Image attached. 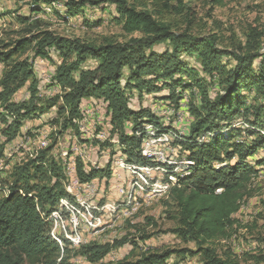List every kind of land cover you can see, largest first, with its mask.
<instances>
[{"label": "trees", "instance_id": "1", "mask_svg": "<svg viewBox=\"0 0 264 264\" xmlns=\"http://www.w3.org/2000/svg\"><path fill=\"white\" fill-rule=\"evenodd\" d=\"M14 1H30V8L28 14L16 16L25 35L3 45L4 51L0 49V135L6 137V142L13 141L27 120L56 108L50 126L58 125L54 127L61 136L74 131L78 142L91 146V140L80 136L82 126L78 130V122L84 118L82 102L90 100L95 102L94 107L104 110L112 127L111 140L118 142L114 144L116 150L112 146V152L109 151L110 156H124L128 163L145 167L155 165L142 155L139 137H144L145 128L154 125L159 132L174 131L179 138L173 139L171 145L180 148L192 165L170 191L179 209L175 219L178 227L172 233L185 242L197 243L200 251L159 252L151 248L143 251L136 262H128L124 256L116 264H167L174 257L195 256L202 251L204 264H232L231 260L216 256L213 250L204 249V245L229 237L244 191L264 170V158L256 159L255 164L250 162L264 151V33L252 30L244 47H220L217 36L191 32L192 10L182 0L150 1L151 8L142 0ZM213 1L220 5L224 0ZM43 7L51 8L56 17L66 20L81 17L86 10L103 14L113 9V18L123 31L129 35L141 33V37L95 45L48 30L32 35L41 19L34 17L44 14ZM171 15L182 17L185 30H176L180 21H175V28L174 22L169 21ZM103 24L102 17L87 22L89 27ZM54 57L59 63L52 73L51 85L59 90V97L42 99L32 61L45 59L52 63ZM89 61L98 66L83 69ZM28 83L30 100L17 103L14 97ZM135 92L141 99L143 94L157 95L154 104L160 101L177 109L187 99L188 132L162 126V117L151 107L132 109L130 96ZM169 123L176 125L171 119ZM105 125L109 128L108 122ZM54 133L56 136L57 131ZM207 134L211 140L201 143L199 138ZM46 149L40 151L36 160L30 158L12 169L14 187L0 200V264H66L69 254L75 262L110 264L106 259L113 250L128 244L134 248L140 244L141 249L147 245L145 240L151 236L141 237L145 243L142 244L139 238L126 234L113 244L90 241L72 249L63 240L60 247L51 235L50 222L42 214L50 213L61 199L72 197L62 185L67 179L62 161L48 157L52 146ZM111 171L112 164L87 169L81 158H76L81 184H91L98 178L108 180ZM147 222L156 227L152 219ZM255 260V264H264L263 257Z\"/></svg>", "mask_w": 264, "mask_h": 264}, {"label": "rangeland", "instance_id": "2", "mask_svg": "<svg viewBox=\"0 0 264 264\" xmlns=\"http://www.w3.org/2000/svg\"><path fill=\"white\" fill-rule=\"evenodd\" d=\"M79 1V0H77ZM150 6V1L154 0H142ZM184 4H187L192 10L194 24L191 28V32L194 35H204V36H217L218 43L220 47L227 49H235L238 46L244 47V44L248 40V36L251 34L252 30L257 29L259 32L264 33V0H224L223 3L217 5L213 0H182ZM132 2V0H130ZM175 4V2H174ZM61 6V5H60ZM30 8V1H19L14 0H3L0 1V49L4 51L6 44L14 43L16 40L22 38L24 33V27L16 19V16H22L28 14ZM43 7L44 14L34 17L41 18L39 23V28L34 30L32 35L38 34V31H52L60 36L71 38V39H80L85 43H93L95 45L104 44L107 42L121 43L126 42L131 38L141 37V33L135 34H126L122 25L119 24L113 17L115 11L109 9L105 13L86 10L83 16L70 17V19H62L56 17V14L52 13L51 8ZM48 10V11H47ZM62 10V8H60ZM112 12V13H111ZM113 14V15H112ZM15 16V17H14ZM104 19V24L99 27H89L87 22H96L99 18ZM169 21L174 22L180 21L179 27L176 28L177 31L185 30V26L182 23V17L178 15H171ZM31 36V35H30ZM28 36V37H30ZM263 47L262 52H264V37L262 39ZM4 45V46H3ZM31 53L28 55L30 56ZM54 62H45L46 67L43 68V71L55 70V66L58 65V58L54 57ZM98 66L97 62L89 61L85 68H95ZM53 73V72H52ZM37 74V73H36ZM128 71H125V76H127ZM38 76V74H37ZM39 78V76H38ZM48 80V87H53L51 85L52 75H50ZM40 79V78H39ZM190 81V78L187 82ZM56 88V87H55ZM138 92L130 96L131 107L134 110L140 109V107L150 108L154 106L155 98H158L157 95L143 94V98H139ZM156 96V97H155ZM161 96V95H160ZM19 100V98H15ZM158 101V100H156ZM95 103L93 101H89ZM159 109L167 110L169 108V103L160 102ZM181 104H185L187 107V99L183 100ZM81 111L83 113V120L78 122V130L80 132V126H85L87 129H94L96 123H101V127L97 128V132L101 129L102 131L106 130L105 122H103V116H92L88 114L87 109L84 107V103L81 105ZM156 112V111H155ZM52 117H55V112H51ZM162 113V114H161ZM162 120L160 123L162 126H173V128L178 129L180 132H186V129L183 125H187L188 120L183 125L176 122V125H171L165 120L164 112L157 111ZM188 115V113H187ZM88 117V118H87ZM173 120V117L170 118ZM88 121L89 123H87ZM166 121V122H165ZM50 122V120H48ZM164 123V124H163ZM46 126L36 133L32 134L30 137L24 140H29L32 142V146L27 147V153H18L19 144L10 146L9 152H5L0 158V167L4 165V170H0V200L5 198L6 191L13 189L14 187V170L13 167H6L7 164L14 158L18 159V163L26 162L36 153L37 150L41 148V142L44 138L43 133H49L48 140H50V146H52L51 154L56 159L62 158V155L65 154V158L70 160V158H81V161L87 165V161L94 162L93 167L103 168L105 167L104 161H97V155L91 149L90 144L85 145V143H80L76 140L72 131V134L63 135L60 130L56 127L58 125L50 126L47 123H44ZM168 124V125H167ZM239 125V123L237 124ZM131 127V126H130ZM186 127V128H187ZM51 129V132L48 130ZM56 136L55 133L56 132ZM130 132V131H129ZM54 136V137H53ZM80 136L89 140L90 134L80 132ZM1 137V135H0ZM43 137V138H41ZM69 137L74 142L73 151L69 150ZM55 142V143H54ZM53 144V145H52ZM106 151H98V158H109V160L115 159L118 160L122 156H115L112 158L110 152H112L111 143L104 144ZM95 147L98 144L94 145ZM47 150V149H46ZM116 147L114 146V149ZM176 150V151H175ZM178 151V152H177ZM170 152L182 153V150L177 146H172ZM175 157L178 158L177 163L187 160V155ZM20 158V159H19ZM36 158V155L34 156ZM124 160V156L122 157ZM264 158V151L260 152L254 160H250L252 164L256 163V159ZM22 159V160H21ZM52 159V158H51ZM183 159V160H182ZM36 160V159H35ZM54 160V159H53ZM61 160V159H60ZM56 164V163H55ZM57 165V164H56ZM107 166V165H106ZM89 167V166H87ZM154 167H158L156 164ZM1 169V168H0ZM163 169L168 172H175L174 169L168 165L164 166ZM260 169V168H259ZM113 174L118 170L114 169L112 166ZM261 170V169H260ZM115 171V173H114ZM175 178L178 179L186 176L188 173L185 171L179 173ZM161 174L156 176L158 181H168L170 174ZM69 182L72 177L69 178ZM66 179V180H67ZM165 179V180H164ZM100 180H107L102 178ZM72 184V183H71ZM94 186H99V178L92 182ZM127 184H133V174L127 172ZM63 188L66 190L64 184L62 183ZM109 186H104V191L107 194L109 192ZM90 189H83L84 197L86 198ZM221 191V190H220ZM219 191V192H220ZM67 192V190H66ZM132 190H125L123 194V199H116V202H111L110 206L116 207V210L119 211L116 222L109 225L100 226L96 231V237L91 238V236H84L86 242L98 241L101 243H110L113 244L116 239H120L126 234H132L133 237L139 238L141 242V237H152L148 240L147 245L140 247L128 244L125 247L120 248L119 250H113L106 259V262L110 264L119 263L123 260V257H127L128 262H136L142 256L143 251L148 249H155L160 251H165L168 249L176 250H189L191 252L200 251V247L195 242H185L178 235L172 233V230L178 227V223L175 220L179 216V209L174 201L171 193H164L161 196L158 194L152 195L151 193L145 192L143 194H134L132 195ZM245 197L240 202L239 211L233 215L235 220V226L230 230L229 237L227 239H218L215 241L208 242L204 245V249L209 248L215 252L216 256L222 258L223 260H231L234 264H255L256 258H264V170H262L258 176L254 177L253 184L251 187H247L244 191ZM68 193V192H67ZM69 194V193H68ZM219 194V193H217ZM70 195V194H69ZM75 196H78L79 199L84 200L83 197L76 191ZM91 199L95 198V193L92 195ZM131 196V197H130ZM61 200H69L68 198H63ZM60 200V201H61ZM139 203L137 207L129 208V204ZM93 203V202H92ZM77 204V201H76ZM74 204V205H76ZM73 205V204H72ZM99 210H102V203L94 202L93 204ZM60 207V202L57 205ZM78 208V207H77ZM79 213H73L72 216L67 215L66 221L70 222V229H73V221L77 220L78 228L80 226L81 233H87V225L89 224V218L86 220V215L84 212L78 208ZM111 210V209H110ZM97 212V211H95ZM147 219H152L156 225H151L147 222ZM70 229H67V234H70ZM58 235L64 237V233L61 230H58ZM145 244V243H142ZM71 248V247H70ZM119 251V252H117ZM205 260V251L200 252V254L192 256H180L174 257L167 262V264H204ZM61 259H59V262ZM83 260L74 261L73 255H66V264H80ZM263 264V263H260Z\"/></svg>", "mask_w": 264, "mask_h": 264}, {"label": "built area", "instance_id": "3", "mask_svg": "<svg viewBox=\"0 0 264 264\" xmlns=\"http://www.w3.org/2000/svg\"><path fill=\"white\" fill-rule=\"evenodd\" d=\"M46 60L36 59L33 63L34 70L38 74L40 78V82L42 83L43 87L39 91V96L44 99H48L51 97H59V91L55 87H48V80L50 79V75L52 72L45 73L39 69L40 66L45 65ZM19 101V100H18ZM84 107L87 109L88 114L92 116H103V122H108L109 124V131H102V129L97 132V128L101 127V123H96V127L94 129H87L85 126V132L90 134L91 139V149L97 155V161H104L105 166L107 164H115L114 161L109 160V158H98V151H106V148H102L104 144L111 143L114 145V140H110V132H111V125L110 120L107 119L105 112L100 107H94V104L89 101H83ZM152 111H160L165 112V117H173V122H178L180 124H184L189 119L187 115V107L185 104H180L179 108L177 109L174 105H170V110H160L159 103L154 104L151 107ZM185 129L188 130L187 125H183ZM187 127V128H186ZM141 139V148L145 152H152L156 157H166L173 159L174 157H178L183 155L182 153L176 152H169L162 148V138L159 139H152L150 137L144 136L139 137ZM199 139H202L201 137ZM69 150L73 151L74 142L69 137ZM19 144V151L18 153H25L27 147L32 146V142L29 140H21L18 139ZM98 144L97 147L94 145ZM7 152L10 150V144L6 147ZM74 158H70L73 160ZM87 165L89 167H93L94 162L87 161ZM70 171L72 173V185H70L71 189L76 190L81 197L87 200V204L90 206V202H99L102 203V210L100 212H93V222L92 224H85L83 221V225H87V233H80V226L78 230H71V238L73 241L77 242V239H84V236H91V238L96 237V231L103 225H109L111 223L116 222V217L119 211L122 210H110V203L116 202V199H123V194L125 190H135V186H131L127 184V170H120L115 174H112V177H109L108 180H100L99 179V186H91L95 190V198L94 199H86L84 197L83 190L81 189V185H77L73 183V173L76 171L73 167H70ZM150 174H158L161 177L160 172H152L148 171ZM109 186V192L106 194L104 191V186ZM166 189V186H163V190ZM137 192V191H135ZM143 193V192H139ZM158 196V194H157ZM139 203L129 204V208L137 207ZM49 218H52V221H59V220H66L65 218H60L59 211L56 208L51 209V214H47ZM66 229H70V222L66 221ZM64 231V230H61ZM119 250V249H118ZM119 252V251H117ZM80 264H89L86 260L81 261Z\"/></svg>", "mask_w": 264, "mask_h": 264}, {"label": "bare ground", "instance_id": "4", "mask_svg": "<svg viewBox=\"0 0 264 264\" xmlns=\"http://www.w3.org/2000/svg\"><path fill=\"white\" fill-rule=\"evenodd\" d=\"M47 8H49V7H47ZM167 110H170V106H169V108ZM156 114H157V111H156ZM164 115H165V112H164ZM165 120L168 123L169 120H170V117H165ZM177 124L179 125L178 122H177ZM175 126H177V125H175ZM84 131H85L84 127L82 126L81 127V132H84ZM104 131H109V128L107 127L106 130H104ZM48 132H51V129H49ZM48 135H49V133H43L44 138L41 137V138H43L42 139L43 142H41V148L39 150H37L36 153L32 156L33 159H35L34 158L35 155H36V158L39 156V153H40L41 150H44V149H46V148H48L50 146V140H48ZM137 135H139V133H137ZM143 135L144 136L147 135V137H150L152 139L162 138V148L167 150V151H169V152H170L171 147H172L171 144H172L173 139L179 138L178 134H176L174 131L167 130L165 132H159L154 125L147 126L145 128V132L143 133ZM110 140H111V137H110ZM210 140H211V135L207 134L200 140V142L206 144ZM115 143H118V142L114 140V144ZM141 151H142V155L145 158L150 159L151 161L155 162V164L158 167H154V166H145V167L135 166L133 164L128 163L126 160H124L122 158L123 156L121 158H119L118 160H115L116 158L113 159L115 164H112V166L114 165V169L115 170H118V169L127 170V172H130V173L133 174V184H132V186H135V190H132L133 191L132 195H133V193L139 195V194H143L145 192H148V193H151L152 195L159 194L161 196L164 193H169L171 191V189L174 186L177 185V180H176L175 177L177 175H180L179 173H183L185 171L188 173L189 172V168L192 165V163L189 162L188 160H183L182 159L183 160L182 162L177 163V161H178L177 159L178 158L174 157L173 159H171V158H166V157H156L154 155V153L145 152L143 150V148H141ZM65 156L66 155L63 154L62 158H60V159H61V161L63 163V167L65 169L67 177L69 176V178H70V177H72V173L70 171V167H73L76 170V159L75 160H67L65 158ZM60 159H59V161H60ZM163 165L164 166L168 165V167L171 168L170 170L174 169L175 172L165 171L163 169ZM87 166L88 165H86L87 169L91 168V167H87ZM148 171L160 172V174H163V175L170 174L169 180L168 181H158L157 178H156V176L158 174H150ZM112 172H113V170H112ZM114 173H115V171H114ZM71 183H72V179H71L70 182H69V179H67L65 184H64V186H65L67 192L71 195L72 200H61L60 201V207L58 206V208H56L59 211L60 218H65L66 219L67 215L72 216L74 212L75 213L76 212L79 213L78 208H80L84 212V214L86 215V220H88V218H89L88 223L92 224V222H93V213H92V211L93 212H95V211L100 212V210L96 206L93 205L94 202L93 203L90 202V206H89L87 204V200H85V199L82 200V199H79L78 196H75L74 193L76 192V190L70 188V185H72ZM73 183L77 184V185H81V189L82 190L83 189H90V191H89L90 193H88L86 195L87 196L86 199H91V197H93L92 195H94L95 190L93 188H91V186H94V185L92 183L91 184H81L79 182V180H78L76 171L73 173ZM163 186H166L165 190H163ZM135 191H137V192H135ZM9 192H10V190L6 191V195L9 194ZM139 192H143V193H139ZM76 201H77V204H76ZM74 204H76V205H74ZM110 209L111 210H116V207L110 206ZM47 214H51V212L50 213H43L42 215L48 222H50V224L52 226L51 235H52L53 239L60 245V247H62V245H63V242H62L63 240H67L70 243V247L72 249H77V248L81 247L82 245L88 243L84 239H77V242H76V241H73V239L71 238V230H78L77 220L76 221L72 220L73 229H70V234H67L66 220L52 221V218H49L47 216ZM58 230H64L63 231L64 237H60L58 235Z\"/></svg>", "mask_w": 264, "mask_h": 264}, {"label": "crops", "instance_id": "5", "mask_svg": "<svg viewBox=\"0 0 264 264\" xmlns=\"http://www.w3.org/2000/svg\"><path fill=\"white\" fill-rule=\"evenodd\" d=\"M35 60L36 59H34L32 62H34ZM46 62H48V61L46 60ZM45 67H46V65H43V66H40L39 69L41 71H43L42 69L45 68ZM43 72H45V73L53 72L54 73V70L53 71L52 70H50V71H43ZM2 75H3V66L0 64V80L2 78ZM35 77H36V74H35ZM36 80L38 81V94H39V91L42 89L43 85L40 82V80H38L37 77H36ZM29 86H30V83L26 84V86L22 90H20L19 93L14 97V98H17V99L19 98V101L17 103H20V102H23V101L28 102L30 100V93H29V90H28L29 89ZM1 91H2V89L0 87V92ZM42 99H44V98H42ZM86 101H90V100H86ZM0 104H1V101H0ZM51 112H55L56 113V108H53ZM51 112L46 113V114H43L40 117H36V118H32V119L27 120V122L25 123V125L21 129L20 134L13 141L6 142V137L1 134V137H0V147L2 148V155L5 154L6 147L8 146V144H10V146H13V145L18 144V142H16V141H18V139H21V140L27 139L32 134L36 133L37 131H39L43 127H45L46 125L44 123H47L48 125H51L48 122V120H50V119L53 118L52 117L53 114ZM86 122L89 123L88 121H86ZM27 151L25 150L26 153H27ZM48 157L52 158L51 151L48 152ZM19 164H20V161L18 163V159L17 158H14V159H12L7 164L6 167L7 168L8 167H13L14 168L15 166H17ZM0 168H1L0 170H4V165H2ZM112 174H113V172L111 171V177H112Z\"/></svg>", "mask_w": 264, "mask_h": 264}]
</instances>
